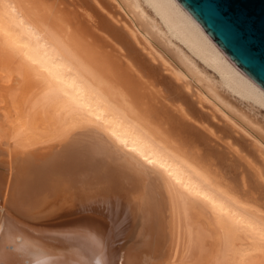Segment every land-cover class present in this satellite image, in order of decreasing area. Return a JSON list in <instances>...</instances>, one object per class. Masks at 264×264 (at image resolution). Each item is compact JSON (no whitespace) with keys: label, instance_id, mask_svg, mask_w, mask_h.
<instances>
[{"label":"bare ground","instance_id":"6f19581e","mask_svg":"<svg viewBox=\"0 0 264 264\" xmlns=\"http://www.w3.org/2000/svg\"><path fill=\"white\" fill-rule=\"evenodd\" d=\"M218 85L264 111V87L179 0H0L5 239L47 264H127L121 248L144 264H264V128ZM92 131L155 173L119 231L123 207L107 204L126 194L83 151Z\"/></svg>","mask_w":264,"mask_h":264},{"label":"snow or ice","instance_id":"6c2138e0","mask_svg":"<svg viewBox=\"0 0 264 264\" xmlns=\"http://www.w3.org/2000/svg\"><path fill=\"white\" fill-rule=\"evenodd\" d=\"M205 11L209 16L218 17L220 15L215 6H208ZM140 132L148 136L149 139L155 140V137L149 136L143 128L140 129ZM87 135L90 137V143L83 146V151L94 161L104 180L119 184L126 194V205L114 206L111 202L107 204L109 213L116 216H121V207H123L125 219L112 226L113 231H119L122 223L126 222V218L139 210V197L143 192L145 179L155 176V173H151L147 168L142 167L132 157L124 155L110 144L100 132L92 131L87 133ZM120 143L124 148H127V141H121ZM156 143L159 148H165L163 143L159 141H156ZM128 151L135 153L136 149L131 148ZM139 155L149 168L156 165V159L149 158L148 155L142 153ZM160 167L162 168L163 165L161 164ZM156 183H158V179L153 181V185ZM4 215L7 216V212ZM4 252L19 259L6 261L3 259ZM120 254L127 257V264H144L143 260L137 255L135 248H121L117 255L119 256ZM0 264H47V261L39 255L23 253L15 243L5 239L3 229L0 228Z\"/></svg>","mask_w":264,"mask_h":264},{"label":"water","instance_id":"95a60500","mask_svg":"<svg viewBox=\"0 0 264 264\" xmlns=\"http://www.w3.org/2000/svg\"><path fill=\"white\" fill-rule=\"evenodd\" d=\"M179 1L221 49L264 87V0ZM208 6H215L220 15H207Z\"/></svg>","mask_w":264,"mask_h":264},{"label":"rangeland","instance_id":"374dc122","mask_svg":"<svg viewBox=\"0 0 264 264\" xmlns=\"http://www.w3.org/2000/svg\"><path fill=\"white\" fill-rule=\"evenodd\" d=\"M13 76L16 79L18 78V76L16 74H13ZM20 80H22V79L20 78ZM217 88H218L217 91L221 94L220 96L222 98L224 96V99L227 100L228 102L231 100V102H229V103L233 104L234 107L238 108L237 110H239V111L241 110L240 112H243V114H245L249 118L251 117L253 119V121L256 120L255 122L264 128V111L263 110L262 111L257 110V108H253V107L249 106L248 104H246V102L238 100L237 98L229 95L227 92H224V90L219 85ZM234 112H236V111H234ZM235 115H236V113H235ZM236 116H241V115L237 112Z\"/></svg>","mask_w":264,"mask_h":264}]
</instances>
